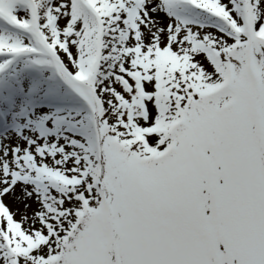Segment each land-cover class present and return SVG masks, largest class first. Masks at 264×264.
Wrapping results in <instances>:
<instances>
[{
	"label": "snow or ice",
	"instance_id": "snow-or-ice-1",
	"mask_svg": "<svg viewBox=\"0 0 264 264\" xmlns=\"http://www.w3.org/2000/svg\"><path fill=\"white\" fill-rule=\"evenodd\" d=\"M0 264H264V0H0Z\"/></svg>",
	"mask_w": 264,
	"mask_h": 264
}]
</instances>
